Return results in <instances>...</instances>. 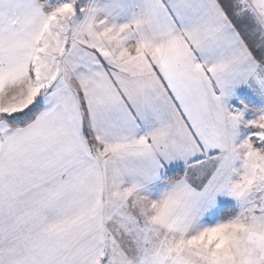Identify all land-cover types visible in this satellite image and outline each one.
Returning <instances> with one entry per match:
<instances>
[{"label":"snow or ice","instance_id":"6c2138e0","mask_svg":"<svg viewBox=\"0 0 264 264\" xmlns=\"http://www.w3.org/2000/svg\"><path fill=\"white\" fill-rule=\"evenodd\" d=\"M0 264H264V0H0Z\"/></svg>","mask_w":264,"mask_h":264}]
</instances>
